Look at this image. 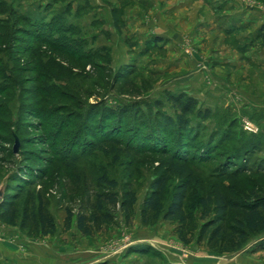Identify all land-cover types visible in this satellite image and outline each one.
<instances>
[{"label":"rangeland","instance_id":"obj_1","mask_svg":"<svg viewBox=\"0 0 264 264\" xmlns=\"http://www.w3.org/2000/svg\"><path fill=\"white\" fill-rule=\"evenodd\" d=\"M140 1L149 11L130 0H0V38L6 29L11 33L0 41V187L7 179L0 204H14L21 216L41 197L57 226L53 236H43L33 223L22 228L19 221L0 220V243L9 247L12 264H264V233L245 239L230 232L222 246L228 253L199 241L205 224L202 198L213 197L216 219V191L226 189L233 205L253 204L256 193L264 194V75L256 70L252 79L245 63L247 71L228 78V70L217 71L212 62L222 53L231 51L239 59L264 47L257 41L250 48L229 47L219 32L190 26L180 32L181 53L164 51L154 46L152 35V26H164L149 13L152 3ZM208 1V11L222 6ZM244 1L264 6V0ZM206 11L208 22L214 16ZM12 13L51 22L54 29L44 27L43 33L45 39L52 33L58 47L41 45ZM176 54L196 65L162 72ZM167 93L198 102L201 116L191 118L188 138L174 130L167 133L169 140L151 136L147 122L160 112L173 121L178 115ZM127 109L133 112L116 142H106L102 134L94 138L103 131V111ZM93 112L96 122L89 126ZM137 116L144 117V127L132 126ZM159 138L158 146L151 145ZM238 169L243 172L230 182L226 172ZM111 181L120 198L126 191L136 193L133 221L127 223L118 207L113 226L86 237L77 217L96 210ZM159 182L165 187V210L178 188L188 184V226L163 218L143 224L144 200ZM69 212L71 227L66 226ZM229 216L226 227L238 229L245 221L237 209Z\"/></svg>","mask_w":264,"mask_h":264},{"label":"trees","instance_id":"obj_2","mask_svg":"<svg viewBox=\"0 0 264 264\" xmlns=\"http://www.w3.org/2000/svg\"><path fill=\"white\" fill-rule=\"evenodd\" d=\"M4 4V3H2ZM14 17L19 19L20 23L27 24L30 28V32H33V37L35 40H39L41 45H45L47 48H56L58 47L57 43L51 39L53 38V34L49 33L50 35L48 39H45L47 35L43 33L44 27H47L50 31L54 29L53 24L51 22L48 23H36L30 18L22 15L13 14ZM8 21V20H7ZM9 23V21H8ZM2 26L5 27V24ZM7 26V25H6ZM43 27V28H42ZM5 29V28H4ZM0 31H3L2 29ZM6 33L1 34L0 41L7 39V37L11 36L10 31L6 29ZM57 31H61L58 29ZM52 34V35H51ZM10 35V36H9ZM261 38L264 39V28L262 29ZM41 41V42H40ZM3 44V43H2ZM4 46V45H3ZM2 46V48H4ZM1 48V47H0ZM4 50V49H3ZM2 50V51H3ZM1 51V50H0ZM7 90V89H5ZM3 92V91H2ZM1 92V93H2ZM168 94V93H167ZM167 100L172 104V106L176 109L178 113L175 121L171 120L168 116L162 114L158 115L156 120H148L147 124H149L152 134L151 136H156L161 138H166L169 140V136L167 135L168 132L174 130L176 132L183 133L181 136L188 138V132L191 129V118L195 116H201L198 109V102L189 97L186 94H179V95H171L168 94ZM158 106H162L161 101H157ZM133 112L132 109L130 110H121L119 112L110 111L101 113V120L103 122V131L99 133L100 129L98 130L97 136L95 135L94 138L100 139V134L106 138V142L113 143L116 142L117 137L122 133L125 129V119L131 115ZM98 113L93 112L90 115V120L88 122L89 126H93V123L96 122V116ZM204 120H207V114L202 115ZM129 118H131L129 116ZM135 118V119H134ZM200 118V117H199ZM133 127L136 128L138 124H142L141 126L144 127V117L141 119L137 117H133ZM141 120V123H140ZM111 129H107V128ZM128 127V126H127ZM126 127V128H127ZM141 128V127H140ZM139 130V129H138ZM187 133V134H186ZM91 134V133H90ZM180 136V137H181ZM107 137L109 139H107ZM256 139L257 142L260 140L256 137L252 136L251 139ZM186 139V138H185ZM156 143L152 142L151 145L158 146L161 142L160 138L156 139ZM259 140V141H258ZM159 141V142H158ZM100 142V141H99ZM102 142V141H101ZM260 145L262 142H259ZM254 144V145H252ZM254 146L253 148H258V145L255 142L251 144ZM175 148V147H174ZM158 150V148H154L153 150ZM183 151V148H181ZM180 148L176 149L178 151L181 150ZM249 152L250 148H246ZM184 162H186L184 160ZM243 171L241 169L226 172L227 179L232 181H237L240 174ZM263 173L262 178L264 179V169L261 171ZM223 174V176H225ZM109 193L107 195L100 196V200H98V204L96 210H94L89 215L80 214L77 217V228L78 230L86 237H93L97 234H101L109 229L115 223V217L113 212L120 207L122 212L125 214V218L127 223H131L134 217V208L137 204V195L133 191H126L123 194V197L120 198L118 193L115 192L117 189V184L114 181L109 182ZM188 192V184L181 186L178 188L177 192L173 195L172 201L170 206L165 210L164 207V196H165V187L161 185L160 182L156 183L154 186L153 191L145 198L142 208V221L145 226H151L158 223L162 218L166 221H170L172 223H179L182 226H188V218L185 214V201L187 198ZM217 197L215 200L216 210L214 214L216 215V219H213V197L209 196L206 198L201 199V206L203 208V220L205 222L203 228L201 229V233L199 236V241L207 240L208 246L219 253H228L230 251H225L222 246H225L228 242V234L230 236L237 237L238 235L242 238H247L249 235L259 236L260 234L264 233V197L263 193H256L255 196L257 197V201L253 204H239L233 205V203L229 200V194L227 193L226 189L216 191ZM102 199L105 200H101ZM38 205L33 206L32 209L25 208L20 216V210L17 209L14 204L9 203H2L0 204V220L3 222L15 223L20 222L22 228H28L30 223H33L38 228L39 232L43 236H53L57 230L55 219L50 214L49 210L47 209L44 201L41 197H38ZM109 207L110 211L106 210ZM106 207V208H105ZM237 209L245 218L244 223H238V229L234 227H226V221L229 219V213L233 210ZM73 221V215L71 212L68 213L66 226L71 227ZM232 231L234 233H232ZM183 234V233H182ZM181 234V235H182ZM262 247L264 248V242L261 243Z\"/></svg>","mask_w":264,"mask_h":264},{"label":"crops","instance_id":"obj_3","mask_svg":"<svg viewBox=\"0 0 264 264\" xmlns=\"http://www.w3.org/2000/svg\"><path fill=\"white\" fill-rule=\"evenodd\" d=\"M131 3L139 4L143 6L144 4L140 0H130ZM152 4L151 6L153 15H156L157 19L154 20L155 23L163 25L164 29L154 28V46L158 45L163 48L164 51L176 49L180 51L181 36L180 32L182 30H191L190 26L196 28H209L212 32H219L225 36L224 41H230L229 47H251L252 43L256 41L259 46L264 47V39L259 36L264 28V6L253 7L248 5L244 0H215L220 1L222 6L218 7L215 11L209 10V1L207 0H147ZM149 2V3H150ZM149 11V7L143 6ZM156 7V8H154ZM206 8V10H204ZM212 14L214 18H210L207 21L203 20V13ZM185 21V23L183 22ZM150 23V22H149ZM153 24V23H152ZM150 25V24H149ZM151 26V25H150ZM205 31V30H204ZM159 38L169 40L166 43L165 40L159 41ZM257 45V43H256ZM258 47V46H257ZM175 59L171 60L169 67L160 68L162 72H170L173 74L174 71H179V68L183 64L193 67L196 62L190 60H183L181 55H175ZM214 64V69L217 71L228 70L227 77H235V74L239 72H244L245 63L248 64L253 79L254 72L258 70L262 75H264V48L257 49L254 47L250 49L245 54H241V58L233 56L230 51L229 54L223 55V53L214 58L212 61ZM171 68V69H170ZM183 68V67H182ZM246 69V68H245ZM247 69L245 71H247ZM173 70V71H172ZM182 69H180L181 71ZM236 72V73H235ZM257 72V71H256ZM237 74V75H238ZM236 75V76H237ZM257 79V78H256ZM258 83V81L256 80ZM262 86V85H261ZM261 88V87H260ZM10 261V249L6 245L0 243V264H12ZM15 264V263H13ZM18 264V263H16Z\"/></svg>","mask_w":264,"mask_h":264},{"label":"water","instance_id":"obj_4","mask_svg":"<svg viewBox=\"0 0 264 264\" xmlns=\"http://www.w3.org/2000/svg\"><path fill=\"white\" fill-rule=\"evenodd\" d=\"M18 142H17V145H16V148H18ZM18 149H16V152H17ZM6 183H7V179H5L0 187V200H3L4 199V194H5V191H6Z\"/></svg>","mask_w":264,"mask_h":264}]
</instances>
